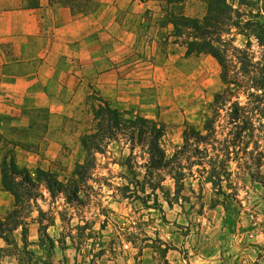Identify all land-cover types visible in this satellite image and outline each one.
<instances>
[{"label": "rangeland", "instance_id": "rangeland-1", "mask_svg": "<svg viewBox=\"0 0 264 264\" xmlns=\"http://www.w3.org/2000/svg\"><path fill=\"white\" fill-rule=\"evenodd\" d=\"M228 2L242 13V26L228 29L225 38L245 50L248 64L264 67V35L258 39V27L244 24L249 20L264 26V0ZM196 6L198 16L205 14L204 1ZM183 38L178 40L183 42ZM195 56L190 60L199 67L193 66L192 78L178 75L161 82L162 108L153 120L163 129L160 143L170 157L181 148L186 125L204 132L215 95L224 92L227 101L219 106L216 137L230 139L231 146L229 174L221 189L207 181L201 166L195 165L192 173L185 169L180 196L168 204L165 191L173 196L175 190L170 176L160 173L165 189L155 193L140 167L144 160L139 148L131 149L125 138L113 140L103 153L96 154L80 199L72 197L68 202L62 193L53 197L40 187L34 200L32 196L23 200L25 241L21 227L3 231L8 242L0 237L4 247L0 264H264V183L260 180L264 176V118L255 109L257 104L262 107L264 89L248 87L250 83H244L248 78L239 75L243 85H232V93L227 94L217 59L207 53ZM191 62L185 60L178 68L191 72ZM233 102L252 111L254 127L239 138L228 134ZM77 116L72 148L77 146V134L92 124L86 109ZM204 146L200 143L198 147ZM220 146L211 141L207 146L210 155ZM202 152L193 153L191 159L208 158ZM56 167L60 180L69 178L71 172L62 160Z\"/></svg>", "mask_w": 264, "mask_h": 264}, {"label": "crops", "instance_id": "crops-1", "mask_svg": "<svg viewBox=\"0 0 264 264\" xmlns=\"http://www.w3.org/2000/svg\"><path fill=\"white\" fill-rule=\"evenodd\" d=\"M198 1L186 0L183 13L202 17ZM164 7V0H91L73 11L56 0H0L1 220L15 208L2 183L3 160L32 178L39 170L57 175L60 160L72 173L84 133L72 148L73 123L89 111V96L154 119L161 82L193 77L199 64L190 59L198 54H187ZM185 60L191 72L178 68Z\"/></svg>", "mask_w": 264, "mask_h": 264}, {"label": "trees", "instance_id": "trees-1", "mask_svg": "<svg viewBox=\"0 0 264 264\" xmlns=\"http://www.w3.org/2000/svg\"><path fill=\"white\" fill-rule=\"evenodd\" d=\"M56 1L69 6L73 11H84L91 0ZM185 1L164 0V9L166 21L174 25L176 37H184L183 43L187 46V54L207 53L216 58L221 67V80L225 84L224 90L227 94L232 93V85L236 87L243 85L239 75L248 78L244 81V83H250L248 87L264 89V67L259 68L252 63L248 64L249 60H247L245 50L236 46L233 40L225 38V35L229 33L228 29L233 26H242L240 20L242 13L233 8L228 0H203L206 4L205 14L202 17H189L182 10ZM248 21L244 24L252 23L251 26L258 27L255 36L258 39L263 37V24L258 21ZM89 99L91 101L89 105L91 128L80 137L83 158L75 163L69 178L60 180L55 173L43 170H39L37 176L32 178L27 170L18 169L13 160H3L1 163L3 186L15 198V208L5 220L0 219V237L6 242H8L7 236H4L3 231L12 232L18 227H21V234L23 241H25L24 235H26L27 227L22 220L24 217L22 210L25 208L22 203L26 197L32 196L30 199L34 200L35 191L44 187L53 197L57 193H62L68 202L72 197L80 199L79 193L83 191L86 178L90 177L95 167L96 154L103 153L111 141L119 138H125L130 143L131 149L139 148L144 160L140 167L145 169L144 175L149 179L146 183L152 191L156 193L157 189H165L159 180L161 172L173 180L175 186L173 196L170 195L169 191H165V200L168 204H172V199L180 196L179 193L183 188L186 176L185 169L192 173L195 165L201 166L202 172L206 173L207 181L211 182L214 187L221 189L222 182L229 174L228 161L229 147L231 146L230 139L217 140L216 137V127L221 117L219 106L225 105V101H227L224 92L215 95L212 113L206 117L203 125L204 132L195 126L186 125L182 132L183 144L170 157L160 143L163 129L153 119L120 111L110 106L100 96L91 95ZM216 100L222 101L217 104ZM261 102L262 107L257 104L255 109L264 118V101L261 100ZM233 103L232 115L229 116L228 120V124L231 126L228 134L229 136L231 134L236 135L239 138L241 134L254 127L252 111L239 102ZM260 124L263 123L260 122ZM211 141L221 144V148L216 149L213 155H210L207 147ZM200 143L205 145L202 149L198 147ZM202 151L207 156L209 155L208 158L202 156L203 158L200 160L191 159L193 153ZM183 160H189V163L185 165ZM260 180L264 183V176H260ZM39 213H42L41 209H39ZM8 227L10 228L8 229ZM3 250L4 247L0 246V258Z\"/></svg>", "mask_w": 264, "mask_h": 264}]
</instances>
